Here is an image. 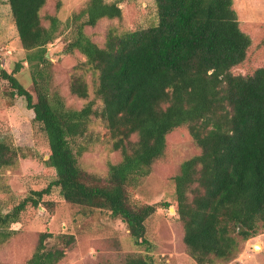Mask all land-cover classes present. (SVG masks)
Returning <instances> with one entry per match:
<instances>
[{
  "label": "trees",
  "instance_id": "obj_1",
  "mask_svg": "<svg viewBox=\"0 0 264 264\" xmlns=\"http://www.w3.org/2000/svg\"><path fill=\"white\" fill-rule=\"evenodd\" d=\"M5 2L21 47L32 51L28 54L32 59L47 61L45 45L54 38L58 21L49 15L48 25L41 23L39 11L45 0ZM117 3L85 0L64 22L71 33L65 50L80 53L82 68L93 75L92 97L79 108L66 107L57 93L48 95V74L41 69L31 77L34 100L14 76L18 63L9 71L0 69V79L6 82L3 94L12 100L23 97L45 137L43 166L51 178L9 211H0V243L19 213L36 207L54 186L65 202L82 207L86 214L99 209L118 217L135 245H147L143 222L157 206L167 204L130 206L126 189L162 156L165 135L184 126L199 151L181 161L171 178L181 239L198 264L228 259L237 250L236 237L253 236L264 221V66L246 75L230 72L250 45L232 0H151L155 23L107 31L99 45L83 28L102 18H120ZM68 89L87 98L79 75L71 78ZM92 119L102 123L111 148L120 154L119 161L107 163L104 184L91 183L77 164L85 145L76 139L83 137ZM19 151L0 138V168L14 165L22 156ZM50 236L38 234L24 264H55L62 258V249L45 247ZM122 264L155 263L148 256L130 254Z\"/></svg>",
  "mask_w": 264,
  "mask_h": 264
},
{
  "label": "rangeland",
  "instance_id": "obj_2",
  "mask_svg": "<svg viewBox=\"0 0 264 264\" xmlns=\"http://www.w3.org/2000/svg\"><path fill=\"white\" fill-rule=\"evenodd\" d=\"M85 0H45L39 11L41 23L48 25L47 16L54 15L57 30L51 42L45 45L41 62L29 57L32 51L23 49L16 36L8 5L0 0V69L14 72L18 82L31 92V77L36 69L47 75L48 95L59 94L66 107L79 108L92 97L90 70L81 66L84 57L77 51L67 52L65 46L71 37L64 22L72 12L78 11ZM118 1L121 17L99 19L94 26H85L83 32L101 45L107 31L119 33L155 23L156 15L151 0ZM240 29L250 38L242 62L230 68L232 74L246 75L264 66V0H232ZM28 54H30L28 56ZM33 72V73H32ZM81 76L87 86V98L71 94L68 84L72 77ZM5 80L0 79V138L8 145L19 148L16 162L0 168V211H9L30 190L47 186L51 178L45 174L43 160L47 158V144L39 126L32 121L31 110L25 107L23 97L14 100L2 92ZM99 106V104H98ZM134 136L130 137L134 140ZM84 150L77 158L78 166L88 174L91 183H105L107 163L120 159L118 151L111 148L107 130L97 119H92L83 135L76 139ZM165 150L154 160L150 172L139 178L137 184L126 189V202L130 206L143 203L166 202L157 206L143 222L147 245H135L126 225L106 210L93 209L85 213L80 206L67 203L58 189L50 187L36 207L22 210L16 222L9 224L10 234L0 243V264H24L32 254L40 232H49L45 247H58L63 256L55 264H122L130 254H142L155 263L198 264L188 254L182 242V224L175 213L172 176L181 161L199 151L184 126L165 135ZM190 197V195H189ZM62 236V237H61ZM71 236V239H68ZM237 250L228 259H214L209 264H264V221L258 224L253 236L245 240L236 237ZM255 244V246H254Z\"/></svg>",
  "mask_w": 264,
  "mask_h": 264
},
{
  "label": "water",
  "instance_id": "obj_3",
  "mask_svg": "<svg viewBox=\"0 0 264 264\" xmlns=\"http://www.w3.org/2000/svg\"><path fill=\"white\" fill-rule=\"evenodd\" d=\"M254 246H255V244H254Z\"/></svg>",
  "mask_w": 264,
  "mask_h": 264
}]
</instances>
